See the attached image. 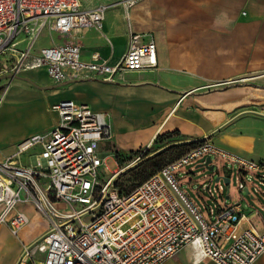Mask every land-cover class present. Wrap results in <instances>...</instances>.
Wrapping results in <instances>:
<instances>
[{"label": "built area", "instance_id": "2783aa9c", "mask_svg": "<svg viewBox=\"0 0 264 264\" xmlns=\"http://www.w3.org/2000/svg\"><path fill=\"white\" fill-rule=\"evenodd\" d=\"M122 1L130 7L139 0ZM110 7L102 2L84 8L81 0H0V80L41 67L56 83L113 79L119 72L156 67L152 34L131 33L117 63L96 51L83 57L81 43L72 36L88 26L102 31ZM45 28L66 38L38 46ZM55 110L59 122L53 129L17 145L19 155L40 145L35 163L21 164L15 154L0 159V224L18 234L30 217L17 206L33 203L48 220V229L34 242L43 253L41 264H161L195 242L204 258L220 264H253L263 253L264 232L241 212V204L218 206L215 219L209 220L174 173L199 156L217 155L239 165V188L252 193L244 176H257L264 184L263 161L231 153L205 138L123 194L112 181L117 169L109 177L104 174L107 157L102 149L111 134L107 115L70 98L58 101ZM209 183L202 185L205 192Z\"/></svg>", "mask_w": 264, "mask_h": 264}, {"label": "crops", "instance_id": "0c3cea01", "mask_svg": "<svg viewBox=\"0 0 264 264\" xmlns=\"http://www.w3.org/2000/svg\"><path fill=\"white\" fill-rule=\"evenodd\" d=\"M81 2L90 8L104 1ZM110 8L114 15L109 21L104 17L102 31L88 26L72 36L81 43L83 57L96 51L117 63L137 32L155 37L158 65L119 72L113 79L82 77L65 83L53 81L43 67L25 70L22 76L41 69L47 77L39 85L18 78L28 87L20 98L31 106L26 119L33 125L8 142L0 137V159L15 154L23 139L53 129L59 122L55 104L70 98L107 115L111 134L102 153L110 150L117 161L145 158L160 136L178 131L183 142L209 138L231 153L264 162V0H139ZM36 152L24 162L16 157L30 165ZM25 203L26 208L20 203L17 208L30 221L38 220L34 204ZM30 205L34 212L28 211ZM45 220L36 227L24 225L18 234L1 223L0 235L4 230L18 241L0 236V264H17L48 229ZM161 264L220 263L189 244ZM253 264H264V251Z\"/></svg>", "mask_w": 264, "mask_h": 264}, {"label": "rangeland", "instance_id": "374dc122", "mask_svg": "<svg viewBox=\"0 0 264 264\" xmlns=\"http://www.w3.org/2000/svg\"><path fill=\"white\" fill-rule=\"evenodd\" d=\"M100 1L110 3L111 6L114 5V7H117L118 4L123 2L122 0H83V3L85 5H94ZM113 15L114 9L109 8L105 13V18L108 17L107 19L109 21ZM65 38L66 37L60 36L59 33L54 32L49 28H45L38 39V46L50 45L56 40L60 39V41H62ZM28 75V78L38 85V81L47 77V74L41 69L30 71ZM25 83L26 82H22L18 78H3L0 80V94H3L7 89V93L0 105V137L4 142L11 140L16 133H19L28 125H33L30 120L26 119L32 114L31 106L26 102L21 101L22 98H20L21 96H26L28 94L26 91L28 87ZM13 92L17 94H14ZM10 93L13 94V97L10 96ZM164 140L165 139H161L152 146L150 154L155 153L154 155L137 161H134L133 159L127 161L126 159L122 160L120 158L118 163L116 156L113 154L110 155V150H104L102 153L104 156L110 155L106 159V165H104L105 176L109 177L112 172L111 170L116 169L118 166H120V169L128 166L114 180V187L120 190L121 193L127 194L154 172L174 161L189 149L188 145L182 144L184 142L180 138H173L169 141ZM10 143L12 142L10 141L7 145ZM40 148V145L32 146L27 152H23L22 155L15 153V156H18V158L24 162L28 158L29 153L38 151ZM206 157L207 155L199 156L193 159L192 162L174 170V173L179 177V182L185 192L209 220L215 219L218 206L226 207L228 205L241 204V212L248 216L249 220L260 232H264V184L260 183L257 176H253L251 180L248 179V176H244V180L248 183L252 193H249L247 190L242 191L239 188L241 174L237 163L230 162L226 158L214 155L213 163H215V168L213 170H210L205 165L198 166L205 161ZM257 173H261V171H258ZM219 175H229L231 179L229 185L225 183L224 178L217 181L216 177ZM205 182H210L209 191L207 192L202 188V185ZM220 185L224 186L221 190L218 189ZM228 186L230 190L229 197H227ZM20 206L26 208L27 203L22 202L20 203ZM210 208L213 209L212 214L210 213ZM31 210L32 212L35 211L30 205L28 211L30 212ZM39 214L40 218L38 220L37 218L34 221L31 220L25 225V227L29 224H31V227L47 224L45 216L42 213L36 212L34 215L37 217ZM31 217L33 216L31 215ZM3 227H5V222L2 224L1 228ZM42 230H44V228H42ZM1 235L11 243L18 241L17 237L10 233H6L4 230L1 231ZM34 245V243L31 244L29 258L27 261H24V264H41L43 253L35 249ZM18 262L17 264H20Z\"/></svg>", "mask_w": 264, "mask_h": 264}, {"label": "water", "instance_id": "95a60500", "mask_svg": "<svg viewBox=\"0 0 264 264\" xmlns=\"http://www.w3.org/2000/svg\"><path fill=\"white\" fill-rule=\"evenodd\" d=\"M16 78L25 79V80H28V81H30V82H33L32 80H30L28 77H25V76H17ZM204 139H205V138H203V139H198V140H192V141H197V142H198V141H203ZM192 141H189V142H192ZM107 142H108V141H107ZM156 153H157V152H156ZM154 154H155V153L148 154V155H147L145 158H143V159H146V158H148V157H150V156H152V155H154ZM212 160H213L212 157L207 156L206 159H205V161H204L203 163H200L198 166H203V165H205V166H207L210 170H213V169L215 168V164L213 163ZM221 178H224L225 183H226L227 185H229L231 179H230V177H229L228 175H224V176L219 175V176L216 177V180L219 181ZM228 191H229V186H228ZM227 197H229V194H227Z\"/></svg>", "mask_w": 264, "mask_h": 264}, {"label": "bare ground", "instance_id": "6f19581e", "mask_svg": "<svg viewBox=\"0 0 264 264\" xmlns=\"http://www.w3.org/2000/svg\"><path fill=\"white\" fill-rule=\"evenodd\" d=\"M8 87H10V86H8ZM6 90H7V89H6ZM5 94H6V91L4 92L3 98H4ZM3 98H2V100H3ZM1 103H2V101H1ZM0 105H1V104H0ZM130 165H131V164H130ZM130 165H129V166H130ZM127 167H128V166H126L125 168H122V169L117 170V173H116L114 176H112V181H114V180L120 175V173H121L122 171H124ZM30 246H31V245H30ZM30 246H28V247L25 249L24 254H23V256H22L23 259H27V258H28V253H29ZM192 246L195 248V250L197 251V253H199V254H203V252H202V247H201V245H200L198 242L193 243Z\"/></svg>", "mask_w": 264, "mask_h": 264}, {"label": "trees", "instance_id": "16d2710c", "mask_svg": "<svg viewBox=\"0 0 264 264\" xmlns=\"http://www.w3.org/2000/svg\"><path fill=\"white\" fill-rule=\"evenodd\" d=\"M180 136H181V134H180L178 131H177V132L174 131L173 133H167V134L164 135V136H160L156 142H158V141L161 140V139H165L164 141H169V140H171V139H173V138H179ZM197 143H198L197 141H192V142H184V143H182V144L188 145L189 148H190V147L196 145ZM145 180H146V179H145ZM142 182H143V181H142ZM128 193H129V192H128Z\"/></svg>", "mask_w": 264, "mask_h": 264}]
</instances>
